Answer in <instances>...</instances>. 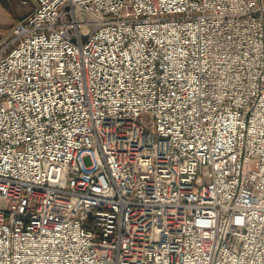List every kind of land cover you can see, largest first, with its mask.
<instances>
[{"label":"built area","instance_id":"obj_1","mask_svg":"<svg viewBox=\"0 0 264 264\" xmlns=\"http://www.w3.org/2000/svg\"><path fill=\"white\" fill-rule=\"evenodd\" d=\"M0 37V264H264V0H33Z\"/></svg>","mask_w":264,"mask_h":264},{"label":"crops","instance_id":"obj_2","mask_svg":"<svg viewBox=\"0 0 264 264\" xmlns=\"http://www.w3.org/2000/svg\"><path fill=\"white\" fill-rule=\"evenodd\" d=\"M33 7V0H0V37L7 33L17 20L28 15Z\"/></svg>","mask_w":264,"mask_h":264}]
</instances>
